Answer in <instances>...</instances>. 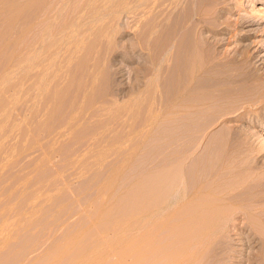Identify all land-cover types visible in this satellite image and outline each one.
I'll return each mask as SVG.
<instances>
[{
  "label": "rangeland",
  "instance_id": "1",
  "mask_svg": "<svg viewBox=\"0 0 264 264\" xmlns=\"http://www.w3.org/2000/svg\"><path fill=\"white\" fill-rule=\"evenodd\" d=\"M89 1L39 0L37 3L33 0H0V264H250L248 263L251 261H249L250 258L252 260L261 257L264 259V248L258 239L250 247L246 245V241L236 235H233V248L236 251L232 260L225 262L217 258L214 262L207 257L209 251L206 245L207 240L205 241V238L208 239L205 215L208 211L206 209L213 208L216 203L212 205L207 202V197L212 196V190L205 184L203 176L204 166L210 158L214 159L215 156L221 157L222 154H226L221 153L224 150L217 151L216 149L215 152L211 150V153L210 149L205 148V144L213 139L212 143H218L223 137V140L232 136L234 138L238 136L236 140L242 139L239 133H244V136L249 135L250 141L255 146L238 151L239 155L240 153L247 155L246 160H249L247 170L254 172L253 174L258 179L261 178V187L258 183V189H264V149H261V145L264 144V0H227L228 10H222L220 17L233 24L230 31L224 34L204 32L206 37L211 35L216 39H224V43L219 45V51L228 56L241 54L244 56L245 53L249 58L255 56L254 62L257 61V65L256 67L254 64L251 65L249 70L252 82L261 88L257 93L259 96L257 94L254 96L258 100L254 97L245 99L252 102L246 103L245 101L244 104V107L252 110L249 116L246 115L248 118H237L216 125L201 139L198 136V141H192L194 143L192 160L187 169L181 168V171L176 165L170 163L144 165L145 157L150 153L153 156L152 153H155L156 149L174 146L172 126L169 125H174L176 119L173 115L172 90L170 87L167 89L164 86L165 89L162 86L165 85L164 81L161 78V80L157 79L159 76L157 70L150 65L151 63H148L151 54L149 49L147 50L146 46L143 48L144 51L139 50L141 47L136 48L137 35L142 22L140 21L139 24V20H143L146 16L141 18L143 17L141 14L135 13L134 16L128 14V11H122L119 14L110 13L114 9L111 7L108 12L110 15L100 17L96 24L90 22L87 16L88 4L94 2L96 7H99L97 3L100 4L102 1ZM18 7L21 9L19 10ZM82 9H85L87 17ZM90 9L88 10L89 15L93 10L90 11ZM43 14L47 16L44 17ZM52 16L55 18L54 21ZM152 16H147L146 20ZM244 18L251 20V24L243 27L239 25L245 20ZM45 19L46 21L51 20L46 22ZM81 22L84 25H81ZM85 23L89 28L86 29ZM71 26H79V29L86 30L88 33L84 36L82 30L74 36L75 39H80L82 36L80 40L83 42L72 38V42H79V50L72 42L65 44L67 43L65 38L67 34H70L69 27ZM100 26L104 27L103 34L102 30H99L102 29ZM45 29L51 37L48 43L43 41L44 37H47L46 31H43ZM106 30H109L110 40H107L110 37L106 35ZM55 34H58V37ZM111 34L115 36L112 35V37ZM61 39L65 42H61ZM37 43L41 45L38 47L35 45ZM45 44L49 45V49L47 47L46 50V46H43ZM53 48L56 50H52ZM44 51H47V54L50 51L48 54L50 57ZM39 52L42 53L39 54ZM34 53L37 62L33 60L32 54ZM29 61L37 63L34 64L35 71L31 70L32 65L30 64L33 63ZM144 67H147L146 70ZM95 73L96 82L88 91L92 84L91 76ZM162 75L163 72H161ZM35 76L39 80L41 78L40 81L36 78L38 84L39 82L40 84L49 83L46 84L47 93L45 92L36 99L38 102L36 107L33 103L35 102L34 92L31 89ZM46 79L51 80L47 82ZM57 81H60V84ZM61 85L63 86L59 89L67 88L68 95L63 98L62 103L58 101L59 91L56 89ZM96 90L100 92L97 93ZM74 92L78 98L76 96L74 98ZM84 93L87 94V104L84 105L86 111L85 109L80 110L75 114L76 119L68 123L70 117H75L71 116L73 101L75 100L74 107H76L77 101L81 100ZM54 97H57L55 101ZM251 104H254L253 107ZM125 106L126 109H124ZM43 111L49 112L50 116L53 115L51 117L48 115L45 119ZM33 113L36 114L33 116ZM43 120H47L45 123L47 128L39 131L37 128L45 122ZM68 124L70 126L66 128ZM151 148L155 149V152ZM177 172L180 173L177 174ZM180 174L182 182L185 183L184 194L193 192L194 194L191 195L194 197L196 195V202L195 198H190V195L189 198L186 196V199L182 193L175 194L177 192L174 187L177 186L175 184ZM179 195L185 199L179 197L181 200L178 201L177 196ZM176 197L177 202H175ZM191 201L195 204L194 206ZM208 204L213 207H207ZM197 206L199 212L195 209ZM216 207H214L215 214H219L216 213L219 210L224 213V216L232 214L223 205ZM238 207L243 210L241 206L238 205ZM144 212L150 214L149 221L152 220L148 228L144 226ZM156 214L160 217L159 223L154 221ZM239 216L241 214L236 213L234 217L237 218L236 223H240L242 227L245 220ZM254 225V227L259 226ZM244 232L246 233L241 238L248 236L250 231L245 230ZM240 233L237 232V234ZM145 236L151 239L148 240ZM147 241L149 243L146 244ZM157 245L158 249H156ZM158 253L159 256L156 255ZM256 263L258 264V262L253 264Z\"/></svg>",
  "mask_w": 264,
  "mask_h": 264
},
{
  "label": "bare ground",
  "instance_id": "2",
  "mask_svg": "<svg viewBox=\"0 0 264 264\" xmlns=\"http://www.w3.org/2000/svg\"><path fill=\"white\" fill-rule=\"evenodd\" d=\"M31 1V0H30ZM36 1L37 3L39 2V0H33ZM89 1V0H88ZM92 1V0H90ZM89 1V2H90ZM102 4L100 3H96L98 5H100L99 7H96V5L94 4V2H87L89 3V9L90 11L92 10V12H90L91 15H89V9L87 8V12L89 18H90V22L96 23L99 21L100 17L103 16H108L110 15L108 12L110 11L111 7H114L113 11L111 10L110 13H117L119 14V12L122 11H128L127 13L129 14H133L134 16L136 15L135 13H139L141 14L144 18L146 16H152V18H148L146 20V18H144L143 20H139V24L140 21L141 25H140V31L138 32V43L139 46L136 44V48L141 47L139 50H142L145 46L147 48V50L149 49V53L150 54V65L152 67H154L155 70H157L158 74H159V78L157 77V79H162V81H164L165 85H162L163 87L166 86L167 89L172 90V95L169 94L173 97V101H174V106H173V115L174 117L176 116L175 119V123L173 120V124L169 125L170 127L172 126V141L174 140V146L172 148H166L164 147V149H156L157 147H153L151 149H153V151L155 153H152L153 156H151L150 153L149 156L145 157V164L144 165H150V164H156V165H160V164H164V163H170L173 165H176V167H178V170L181 168L182 169H187V167L190 165V162L192 160V148L194 145V143H192V141L194 140V142L198 141L199 137L201 139L202 136H205L207 134V131L210 130L211 128H213L216 125H220L224 122L227 121H231V120H235L237 118L241 119V118H248L247 116H249L248 114L252 111L247 109V107H244L245 104V99H250L253 98L260 90V86L254 84L252 82V77H251V71L249 70V68L251 67V65H257V61L254 62V59L256 58L255 56L253 58H249L248 55L245 53L244 56L241 55H235V56H228L226 54H224V52L222 53L221 51H219V45L224 43V39H216L213 36L210 35V37H206L204 32L205 31H210V32H214L216 33H223L227 32L228 30L230 31V27L233 25L230 23V21H225V19H221L220 16L222 10H228L227 6H228V1L227 0H101ZM35 2V4H36ZM99 2V1H98ZM34 3V2H33ZM32 3V4H33ZM34 5V4H33ZM37 5V4H36ZM64 5V4H63ZM67 5V4H66ZM65 5V6H66ZM87 5V6H88ZM56 6V5H55ZM63 7V6H62ZM80 7V6H79ZM84 7V6H83ZM34 8V7H33ZM61 8V7H60ZM18 9L20 10L21 8L18 7ZM31 9V8H30ZM65 9V8H64ZM83 10V9H82ZM85 10V9H84ZM83 10V11H84ZM16 11V10H15ZM46 11V10H45ZM59 11V10H58ZM57 11V12H58ZM20 12V11H19ZM33 12V11H32ZM60 12V11H59ZM62 12V11H61ZM46 13V12H45ZM48 13V12H47ZM114 13V15H115ZM14 14V13H12ZM54 14V13H53ZM61 14V13H60ZM78 14V12H77ZM83 13H81V16L84 17L82 15ZM85 14V11H84ZM87 14V13H86ZM85 14V16H86ZM116 14V15H117ZM121 14V13H120ZM125 14V13H124ZM33 15V14H32ZM44 17L46 14H43ZM47 16V15H46ZM50 16V14H49ZM59 16V15H58ZM70 16V15H69ZM79 16V15H77ZM76 16V17H77ZM86 16V17H87ZM37 17V16H36ZM43 17V16H42ZM41 17V18H42ZM44 17L42 19H44ZM61 17V16H60ZM68 17V16H66ZM80 17V16H79ZM112 17V16H111ZM137 17V16H136ZM57 18V17H56ZM70 18V17H69ZM116 18V17H115ZM114 18V21H115ZM139 18V17H138ZM47 19V18H46ZM45 19V21H46ZM49 19V18H48ZM55 19L52 16V20ZM79 19V18H77ZM81 19V18H80ZM79 19V20H80ZM245 19V18H244ZM40 20V19H39ZM38 20V21H39ZM51 20V19H50ZM47 20V21H50ZM60 20V19H59ZM138 19H136L137 21ZM243 20V19H242ZM241 20V21H242ZM42 21V20H41ZM46 21V22H47ZM54 21V20H53ZM61 21V20H60ZM82 21V20H81ZM89 21V19H88ZM106 21V20H105ZM108 21V20H107ZM33 22V21H32ZM52 22V21H51ZM69 22V21H68ZM73 22V21H72ZM87 23V21H85ZM102 22H103V18H102ZM133 22V21H132ZM144 22V23H143ZM251 20L245 19L244 21H242L239 25H241L242 27L248 24H251ZM35 23V21H34ZM43 23V22H42ZM49 23V22H48ZM80 23V22H79ZM82 23V22H81ZM85 26L86 29L89 28L88 25ZM135 23V22H134ZM137 23V22H136ZM32 24V23H31ZM46 24V23H45ZM54 24V23H53ZM97 24V23H96ZM99 24V23H98ZM105 24V23H103ZM129 24V23H128ZM131 24V22H130ZM41 25V24H40ZM48 25V24H47ZM74 25V23H73ZM79 25V24H78ZM81 25H84V23H82ZM101 25V24H100ZM112 25V23H111ZM138 25V24H137ZM43 26V25H42ZM69 26V25H67ZM91 26V25H90ZM109 26V25H108ZM113 26V25H112ZM135 26V25H134ZM139 26V25H138ZM33 27V26H32ZM36 27V26H35ZM50 27V26H49ZM96 27V26H94ZM131 27V25H130ZM34 28V27H33ZM71 28V29H70ZM81 28V27H80ZM84 28V27H82ZM99 28V27H98ZM97 28V29H98ZM100 28H102L100 26ZM104 28V27H103ZM99 29L102 30V34H103V30L104 29ZM133 27H131L132 29ZM232 28V27H231ZM49 29V28H48ZM51 29V28H50ZM55 29V27H54ZM60 29V26H59ZM66 29V28H65ZM85 29V28H84ZM124 29V28H123ZM129 29V27H128ZM31 30V29H30ZM39 30V29H38ZM52 30V29H51ZM71 30L70 34L66 35V42L65 44H68L72 42V38L74 36L77 35V33L79 34V32L81 33V29H79V26H71L69 27V31ZM91 31V29H89ZM87 30V32L89 31ZM96 30V29H95ZM110 30V29H109ZM109 30H106V35L109 33ZM112 30V29H111ZM115 30V29H114ZM127 30V27H126ZM130 30V29H129ZM46 31V38L44 37L43 41H49V39L51 37H49V35L47 33V29L43 30ZM42 31V32H43ZM62 31V30H61ZM60 31V33H61ZM65 31V30H64ZM67 31V32H69ZM79 31V32H78ZM118 31V30H117ZM135 31V30H134ZM36 32V31H35ZM41 32V31H40ZM54 32V31H53ZM58 33V30L56 31ZM83 35L88 34L86 33V30H83ZM99 32V31H97ZM124 32V31H123ZM136 32V31H135ZM120 33V30H119ZM33 34V32H32ZM36 34V33H35ZM38 34V32H37ZM45 35V33H43ZM59 34V33H58ZM57 34V35H58ZM62 34V33H61ZM100 34V33H99ZM137 34V33H136ZM135 34V35H136ZM34 35V34H33ZM56 35V34H55ZM56 35V36H57ZM84 35V36H85ZM93 35V34H92ZM113 34H111L112 36ZM51 36V34H50ZM54 36V35H53ZM95 36V35H94ZM97 36V35H96ZM102 37V35H100ZM99 36V37H100ZM104 36V35H103ZM108 36L110 37V35L108 34ZM108 36H106L107 38H109ZM115 36V35H113ZM112 36V37H113ZM38 37V35H37ZM58 37V36H57ZM82 37V36H81ZM80 37V39H81ZM105 37V36H104ZM103 37V39H104ZM42 38V36H41ZM60 38V35H59ZM88 38V37H86ZM92 38V37H91ZM98 38V37H97ZM96 38V39H97ZM136 38V37H135ZM136 38V39H137ZM56 39V38H54ZM75 39V37H74ZM78 41H82L79 38ZM75 39V40H76ZM84 39V38H83ZM111 37L107 40H110ZM37 40V39H36ZM35 40V41H36ZM41 40V39H40ZM39 40V43H40ZM51 40V39H50ZM62 40V39H61ZM60 40V41H61ZM89 40V39H88ZM101 40V38H100ZM31 41V40H30ZM55 41V40H54ZM59 41V42H60ZM74 41V40H73ZM43 42V43H46ZM61 42H65V41H61ZM83 42V41H82ZM82 42H80L82 44ZM106 42V41H105ZM109 42V41H108ZM42 43V42H41ZM48 43V42H47ZM50 43V42H49ZM74 45H76L77 49L79 42H72ZM85 43V42H84ZM83 43V44H84ZM132 43V42H131ZM56 44V43H55ZM54 44V45H55ZM99 44V43H98ZM102 44V43H100ZM105 44V43H104ZM110 44V43H109ZM32 45V44H31ZM35 45H38L35 44ZM41 45V44H40ZM38 45V47L40 46ZM70 45V44H69ZM93 45V44H91ZM34 46V45H33ZM32 46V48H33ZM44 47L46 46V50H47V46L46 44L43 45ZM51 46L50 45V50H51ZM83 46V45H82ZM102 46V45H101ZM104 46V45H103ZM128 46V45H127ZM130 46V45H129ZM138 46V47H137ZM37 47V46H36ZM43 47V48H44ZM75 47V46H74ZM95 46H93L94 48ZM81 48V47H80ZM108 48V47H107ZM115 48V47H113ZM37 48H35L36 50ZM41 49V48H40ZM49 49V47H48ZM29 50V49H28ZM38 50V49H37ZM52 50H56V49H52ZM60 50V49H59ZM71 50V49H70ZM73 50V49H72ZM76 49H74L75 51ZM79 50V49H78ZM90 50V49H89ZM92 50V47H91ZM96 50V49H95ZM106 50V49H105ZM121 50V49H120ZM119 50V51H120ZM124 50V49H122ZM133 50V49H132ZM145 49H143L144 51ZM61 51V50H60ZM73 51V52H74ZM77 51V50H76ZM112 51V50H111ZM138 51V50H137ZM45 52V51H44ZM47 52V51H46ZM45 52V53H46ZM121 52V51H120ZM37 54V52H35ZM34 54H32V56L34 57ZM42 53V52H41ZM39 52V54H41ZM57 55V51L55 52ZM96 53V52H95ZM100 53V51H99ZM113 53V52H112ZM47 54V53H46ZM48 54H50V51L48 52ZM47 54V55H48ZM53 53H51L52 55ZM64 54V53H63ZM102 54V53H101ZM119 54V53H118ZM127 54V53H126ZM129 54V53H128ZM131 54V53H130ZM26 55V54H25ZM46 55V56H47ZM61 55V54H60ZM80 55V54H79ZM83 55V54H82ZM93 55V54H92ZM116 55V54H115ZM30 56V55H29ZM49 56V55H48ZM54 56V55H53ZM52 56V57H53ZM78 56V55H76ZM96 56V55H95ZM120 56V55H119ZM125 56V55H124ZM242 56V57H239ZM22 57V55H21ZM26 57V56H25ZM31 57V56H30ZM29 57V58H30ZM37 57V56H36ZM50 57V56H49ZM48 57V58H49ZM57 56H55L56 58ZM100 57V55L98 56ZM127 57V56H126ZM38 58V57H37ZM46 58V57H45ZM31 59V58H30ZM35 59V57L33 58V60ZM53 59V58H52ZM59 59V58H58ZM61 59V58H60ZM100 59V58H99ZM128 59V58H127ZM134 59V58H133ZM36 60V59H35ZM46 60V59H45ZM50 60V64L51 63V59ZM48 60V62H49ZM62 60V59H61ZM256 60V59H255ZM26 61V60H25ZM31 61H29L30 63ZM37 62V60H36ZM35 61H32L30 64L32 66H30L32 69L34 70L36 69V66L34 65L36 63ZM70 62V61H69ZM43 62L41 61V64ZM46 63V61L44 62V64ZM54 63V62H53ZM61 63V62H60ZM37 64V63H36ZM43 64V66H44ZM71 64V63H70ZM147 64V63H146ZM263 64V63H262ZM49 65V63H48ZM64 65V64H63ZM62 65V66H63ZM114 65V64H113ZM51 66V65H50ZM49 66V67H50ZM61 66V65H60ZM65 66V65H64ZM69 66V65H68ZM25 67V65L23 66ZM29 67V66H28ZM27 67V68H28ZM41 67V66H40ZM48 67V66H47ZM48 67V68H49ZM149 67V66H148ZM35 68V69H34ZM43 68V67H42ZM45 68V67H44ZM57 68V67H56ZM78 68V67H77ZM147 68V67H146ZM146 68L144 67V69L146 70ZM24 69V68H23ZM40 69V68H39ZM55 68L53 67V70ZM82 69V68H81ZM93 69V68H92ZM256 69V68H255ZM28 70V69H27ZM43 70V69H42ZM41 70V71H42ZM48 70V69H46ZM45 70V71H46ZM50 70V69H49ZM52 70V69H51ZM59 70V69H58ZM75 70V68H74ZM253 70V68H252ZM16 71V70H15ZM76 71V70H75ZM154 71V70H153ZM32 72V71H31ZM43 72V71H42ZM60 72V71H58ZM81 72V71H80ZM161 72H163V75L161 76ZM257 72V71H256ZM259 72V71H258ZM34 73V72H33ZM41 73V72H40ZM100 73V72H99ZM147 73V72H146ZM51 74V73H49ZM48 74V75H49ZM258 74V73H257ZM33 75V74H31ZM38 75V74H37ZM46 75V74H45ZM47 75V76H48ZM53 75V74H52ZM59 75V74H58ZM68 76V74H66ZM111 75V74H110ZM114 75V74H113ZM149 75V74H148ZM154 75V74H152ZM15 76V75H14ZM76 76V75H75ZM73 76V77H75ZM99 76V74H98ZM144 76V75H143ZM155 76V75H154ZM153 76V77H154ZM161 76V77H160ZM2 77V76H1ZM30 77V76H29ZM83 77V76H82ZM96 73L93 74L91 76V83L90 87L88 91H90V89H92V86L94 85V83L96 82ZM35 79V82H33V86L31 87V89L33 90L32 92H34V101L33 103H35L34 107L37 106L36 103L37 100L40 96L44 95V93L46 92V89H48V87L46 86V84H44V82L42 84H40L41 82H39V84L37 83V80H39L38 77H33ZM36 78H38L36 80ZM46 78V76H45ZM49 78V76L47 77ZM51 78V76H50ZM152 78V77H151ZM52 79V78H51ZM50 79V80H51ZM74 79V78H73ZM85 79V78H84ZM155 79V78H154ZM153 79V80H154ZM160 79V80H161ZM47 82L50 81L48 79H46ZM54 80V79H53ZM66 80V79H65ZM63 80V81H65ZM82 80V79H81ZM10 81V79H9ZM8 81V82H9ZM33 81V80H32ZM78 81V80H77ZM99 81V80H98ZM108 81V80H107ZM150 81V80H148ZM7 82V83H8ZM58 82V81H57ZM60 82V81H59ZM58 82V83H59ZM84 82H86L84 80ZM83 82V83H84ZM111 82V81H110ZM114 82V80H113ZM152 82V81H150ZM148 82V83H150ZM64 83V82H63ZM67 83V82H65ZM153 83V82H152ZM156 83V82H155ZM32 84V83H31ZM49 84V83H48ZM47 84V85H48ZM52 84V83H51ZM60 84V83H59ZM58 84V85H59ZM68 84V83H67ZM77 84V83H76ZM75 84V85H76ZM97 84V83H96ZM154 84V83H153ZM158 84V82H157ZM161 84H163V82H161ZM72 85V84H71ZM84 85H86L84 83ZM88 85V84H87ZM103 85V84H102ZM112 85V84H111ZM155 85V84H154ZM61 86H57L56 89H58L59 94H58V101H61L63 98H66L67 95V88L65 89V87L61 89H59ZM89 86V85H88ZM87 86V89H88ZM150 86V85H149ZM16 87V86H15ZM72 87H74V85H72ZM107 87V86H106ZM110 87V86H108ZM162 87V88H163ZM75 88V87H74ZM165 88V87H164ZM165 88V89H166ZM80 89V87H79ZM83 89V88H82ZM86 89V92H87ZM109 89V88H108ZM112 89H113V85H112ZM159 89V88H156ZM263 89V88H262ZM55 90V89H54ZM61 90V91H60ZM72 90V88H71ZM74 90V89H73ZM168 90V91H170ZM48 91V90H47ZM70 91V90H68ZM157 91V90H156ZM167 91V90H166ZM84 92V91H83ZM92 92V91H91ZM97 92V90H96ZM100 92V91H99ZM97 92V93H99ZM104 92V91H103ZM160 92V91H159ZM47 93V92H46ZM53 93V92H52ZM57 93V90H56ZM152 92H150L151 94ZM165 93V91H164ZM49 94V93H48ZM75 96L76 93L74 92ZM92 94V93H91ZM145 94V93H143ZM167 94V93H166ZM262 94V93H261ZM50 95V94H49ZM71 95V94H70ZM69 95V96H70ZM84 95V96H83ZM81 97V100H78L77 102V106L74 107V103L75 100L73 101V107L72 111H71V116H75V114L79 113L80 110L85 109L84 107L85 104H87V98L86 95L87 94H83ZM258 95V94H257ZM33 96V95H32ZM55 96V94L53 95ZM68 96V95H67ZM72 96V97H73ZM169 96V95H167ZM259 96V95H258ZM56 97V98H57ZM78 98V95L76 96ZM103 97V96H102ZM153 97V96H152ZM151 97V98H152ZM171 97V98H172ZM47 98V97H46ZM45 98V99H46ZM49 98V97H48ZM54 97V101L56 99ZM80 98V97H79ZM96 98V97H95ZM95 98L93 100H95ZM257 99V97H254ZM264 98V97H263ZM32 99V100H33ZM71 99V96H70ZM73 99V98H72ZM262 99V98H261ZM77 100V99H76ZM97 100V99H96ZM147 100V99H146ZM253 100V99H252ZM258 100V99H257ZM264 100V99H263ZM57 101V102H58ZM137 101V100H136ZM140 101V100H139ZM149 101V100H148ZM138 102V101H137ZM244 102V103H243ZM247 102H251L246 101ZM3 103V102H2ZM7 103V102H6ZM65 103V102H64ZM109 103V102H108ZM139 103V102H138ZM137 103V104H138ZM156 103V102H155ZM171 103V102H170ZM252 103V102H251ZM254 103V102H253ZM258 103V102H257ZM59 104V103H58ZM91 104V103H90ZM107 104V103H106ZM129 104V102H128ZM249 104V103H248ZM45 105V104H44ZM48 105V104H47ZM104 105V104H103ZM145 105V104H144ZM254 104H251V106L253 107ZM256 105V103H255ZM4 106V105H3ZM40 106V105H39ZM65 106V105H64ZM86 106V105H85ZM91 106V105H90ZM89 106V107H90ZM99 106V105H98ZM108 106V105H107ZM128 106V105H127ZM148 106V105H147ZM246 106V105H245ZM248 106V105H247ZM8 107V106H7ZM88 107V108H89ZM92 107V106H91ZM134 107V106H133ZM249 107V106H248ZM43 108H47L45 106H43ZM70 108V107H69ZM107 108V107H106ZM111 108V107H110ZM102 109V108H101ZM123 109V108H122ZM126 109V106L125 108ZM132 109V108H131ZM129 109V110H131ZM135 109V108H134ZM133 109V110H134ZM171 109V111H172ZM6 110V109H5ZM34 110V109H33ZM54 110V109H53ZM67 110V109H66ZM170 110V109H169ZM249 110V111H248ZM56 111V110H55ZM62 111V110H61ZM98 111V110H97ZM54 112V111H53ZM99 112V111H98ZM105 112V111H104ZM132 112V111H131ZM38 113V112H36ZM33 113V116L34 114ZM49 112L43 111V117L45 119L48 118V114ZM64 113V112H63ZM74 113V114H73ZM101 113V112H100ZM133 113V112H132ZM135 113V112H134ZM148 113V112H147ZM39 114V113H38ZM73 114V115H72ZM80 114H83V112ZM102 114V113H101ZM104 114V113H103ZM129 115V113H127ZM151 114V113H150ZM251 114V113H250ZM1 115V114H0ZM53 115V114H52ZM51 115V116H52ZM60 115V114H59ZM63 115V114H62ZM87 115V114H86ZM91 115V114H90ZM105 115V114H104ZM108 115V114H107ZM247 115V116H246ZM37 116V115H36ZM39 116V115H38ZM50 116V115H49ZM50 116V117H51ZM65 116V115H64ZM88 116V115H87ZM102 116V115H101ZM132 116V114H131ZM32 117V116H31ZM56 117V116H55ZM80 117V115H79ZM84 117V116H83ZM89 117V116H88ZM94 117V116H92ZM100 117V116H99ZM149 117V115H148ZM41 118V117H40ZM39 118V119H40ZM54 118V117H53ZM67 118V117H66ZM69 118V117H68ZM75 117H70V122L74 121ZM96 118V117H95ZM13 119V118H12ZM35 119V117H34ZM73 119V120H72ZM84 119V118H82ZM98 119V118H97ZM129 119V118H128ZM147 119V118H146ZM168 119V118H167ZM35 120H38L37 118ZM34 120V121H35ZM66 120V119H65ZM72 120V121H71ZM80 120V118H79ZM92 120V119H91ZM132 120V119H131ZM45 121V120H43ZM42 121V123H43ZM68 121V120H67ZM95 121V120H94ZM100 121V120H99ZM168 121V120H167ZM38 122V121H37ZM41 122V121H40ZM47 120L43 123V124H38L36 123V125L38 124V128L39 131H43L45 130L46 127V123ZM57 122V121H56ZM60 122V121H59ZM77 122V120L75 121V123ZM80 122V121H79ZM121 122V121H120ZM171 122V121H170ZM50 123V122H49ZM85 123V122H84ZM83 123V124H84ZM89 123V122H88ZM107 123V122H106ZM167 123V122H166ZM80 124V123H79ZM93 124V123H92ZM50 125V124H49ZM109 125V124H108ZM67 126V127H66ZM64 127L68 128V126H70L69 124L66 125ZM104 126V125H103ZM122 126V125H121ZM120 126V127H121ZM125 126V125H124ZM76 127V126H75ZM164 127V126H163ZM36 128V126H35ZM49 128V127H48ZM54 128V127H53ZM72 128V127H71ZM85 128V127H84ZM103 128V127H102ZM105 128V127H104ZM74 129V128H73ZM17 130V129H16ZM33 130V129H32ZM60 131V129H58ZM227 130V129H225ZM224 130V131H225ZM223 131V132H224ZM230 131V130H228ZM78 132V131H77ZM102 132V131H101ZM227 132V131H226ZM225 132V134H226ZM64 133V131H63ZM230 133V132H228ZM234 133V132H233ZM66 134V132L64 133ZM101 134V133H100ZM104 134V133H103ZM108 134V132H107ZM105 134V135H107ZM232 134V133H231ZM241 134V138L242 139H237L236 140V136L235 138L233 137H227V139L223 137V139L221 141H218V143H212L209 142L206 145V149H210L209 151L211 152L214 151L215 149L217 151L219 150H224L221 153H226V154H222L223 156L221 157H216L214 159L210 158L208 160V163L205 164L204 168L205 171H203V176L205 178V181L207 184V186L212 190V196H209L210 198L207 197V202L212 204L216 203V206H224V208H226V210L228 209V211H231V215L229 216L226 215L224 216L221 212V210H219V212L217 211L216 213L219 214H215L214 213V207L215 204L212 206L213 208H208L206 210H208L206 212L205 215V219H206V232L208 235V239L205 238V241L207 240V247H208V251L207 248L205 249L208 253V256L210 259L214 260L215 259L218 260L222 259L226 261H230L232 260V256H234V253L236 250H234V243H233V235L235 236H239L240 239L246 241V245H249L250 247L252 245H254V242L256 239H258L262 245V248H264V189L263 190H259L258 189V183H259V187L260 186V179H258V177H256L252 172H250L247 167V163L249 160H246V156L242 153L239 152L240 150L243 149H249L253 146H255L252 141H250L249 139V135H243L244 133H239ZM35 135V134H34ZM38 135V134H37ZM60 135V134H59ZM88 134H86L87 136ZM201 135V136H200ZM235 136V134H232ZM48 136V135H47ZM199 136V137H198ZM227 136V134H226ZM62 137V135H61ZM98 137V136H95ZM108 137V136H107ZM214 137V136H213ZM94 138V137H93ZM171 138V136H170ZM229 138V139H228ZM46 139V138H45ZM42 140V139H41ZM105 140V138H104ZM107 140V139H106ZM217 140V139H216ZM36 142V141H35ZM55 142V141H54ZM96 142V141H95ZM104 142V141H103ZM215 142V141H214ZM37 143V142H36ZM116 143V142H115ZM172 144V143H171ZM68 145V144H67ZM97 145V144H96ZM109 145V144H108ZM99 146V145H98ZM44 147V145H43ZM47 147V146H45ZM52 147V146H51ZM97 147V146H96ZM103 147H105L103 145ZM163 147V146H162ZM33 148V147H32ZM31 148V149H32ZM36 148V147H35ZM38 148V147H37ZM255 148V147H254ZM264 149V144L261 145V149ZM41 149V148H40ZM53 149V148H52ZM91 149V148H90ZM149 149V148H148ZM150 149V150H151ZM245 151V150H244ZM258 151V150H257ZM215 152V151H214ZM238 152V153H237ZM212 153V152H211ZM244 153V152H243ZM220 154V153H219ZM85 155V154H84ZM148 155V154H147ZM146 156V155H145ZM218 156V155H217ZM18 157V156H17ZM47 157V156H46ZM97 157V156H95ZM92 158V157H91ZM144 158V157H143ZM249 158V157H248ZM247 158V159H248ZM82 159V158H81ZM208 159V158H207ZM91 160V159H90ZM94 160V158H93ZM98 160V159H97ZM142 162V161H141ZM252 164V163H251ZM147 167V166H146ZM250 168V167H249ZM252 171V170H251ZM180 172H177V174H179ZM182 174V173H181ZM181 174L178 176V182L177 186L174 187L175 191L178 193H182L183 196H188V198L190 197L191 199H194L196 197L191 195L194 194L193 192L191 194H184L185 192V183L182 182V177ZM183 175V174H182ZM259 176V175H257ZM259 181H258V180ZM258 181V182H257ZM204 184V186H205ZM263 184V183H262ZM156 185V184H155ZM184 185V186H183ZM160 186V185H159ZM198 187V186H197ZM190 190V189H189ZM256 190H259L257 192H255ZM188 191V190H186ZM194 191V190H193ZM151 192V191H150ZM255 192V193H254ZM261 192V193H260ZM153 193V192H152ZM150 193V194H152ZM159 193V192H158ZM200 193V192H199ZM190 195V196H189ZM183 196L181 197L180 195L177 196L178 197V201L180 198H183ZM193 196V197H192ZM160 197V196H159ZM177 197L175 198V202H177ZM180 197V198H179ZM148 198V197H147ZM183 198V200L185 199ZM198 198V197H197ZM158 199V198H157ZM187 199V198H186ZM181 200V199H180ZM151 201V200H150ZM205 201V200H204ZM174 202V203H175ZM182 201H180L181 203ZM186 202V201H185ZM190 202V200H189ZM195 202H196V198H195ZM179 203V204H180ZM206 203V202H205ZM178 204V203H177ZM191 204L193 205L194 203ZM146 205V204H145ZM148 205V204H147ZM153 205V204H152ZM195 205V204H194ZM193 205V206H194ZM241 206L243 210L240 209ZM199 206V205H198ZM198 206L195 208L198 210ZM210 205L208 204L207 207H209ZM210 206V207H211ZM148 207V206H147ZM188 207V206H187ZM191 207V206H190ZM189 207V208H190ZM217 208V207H216ZM158 209V208H157ZM156 209V210H157ZM219 209V208H218ZM188 210V209H187ZM147 212V210L145 211ZM144 212V213H145ZM156 212V211H154ZM199 212V210H198ZM202 213V212H201ZM241 214V216H239V218L244 219L245 224L244 226L240 227V223H236V219H235V214ZM194 215V214H193ZM198 216V215H197ZM201 216V215H200ZM155 217V216H154ZM195 217V215L193 216ZM159 218L158 214H156V219L154 220L155 222L159 223ZM196 218V217H195ZM152 219V218H151ZM203 219V218H202ZM150 220V214L145 213L144 214V226L146 228L149 227V221ZM159 220V221H158ZM195 220V219H194ZM200 220V219H199ZM198 220V221H199ZM204 220V219H203ZM134 221V220H133ZM195 222V221H194ZM193 222V223H194ZM143 223V222H142ZM154 223V222H152ZM218 224V226H217ZM257 224L259 226L254 227ZM151 226V224H150ZM261 226V227H260ZM175 227V226H174ZM259 227V228H258ZM157 228V227H155ZM261 228V229H260ZM147 230V229H145ZM150 230V229H148ZM156 230V229H155ZM161 230V229H159ZM245 230L250 231L248 236H245L244 238H241L245 235L246 232H244ZM205 231V230H204ZM241 232L240 234H237V232ZM149 231H147L148 233ZM153 233V232H151ZM180 233V232H179ZM204 233V232H203ZM155 234V233H154ZM150 236V234H147V236ZM206 235V234H205ZM206 235V236H207ZM146 237V236H145ZM156 237V236H155ZM158 237V235H157ZM203 237V236H202ZM125 238V237H124ZM148 238V237H146ZM238 238V239H239ZM151 239V238H150ZM148 238V240H150ZM145 239H143L144 241ZM153 240V239H152ZM155 240V239H154ZM149 243L148 241L146 242V244ZM154 243V241L152 242ZM159 243V241H158ZM162 243V242H161ZM192 243V242H191ZM206 243V242H205ZM180 244V243H179ZM149 245V244H148ZM156 245V244H155ZM160 246V245H159ZM153 247V246H152ZM152 247H148L150 250ZM155 247V246H154ZM158 245L156 247V249H158ZM162 248V247H161ZM153 249V248H152ZM150 250L148 251L150 253ZM154 250V249H153ZM164 250V249H163ZM160 251V250H159ZM205 251V252H206ZM145 252V251H143ZM148 253V254H149ZM157 253V252H156ZM151 254V253H150ZM190 254V253H189ZM188 254V255H189ZM192 254V253H191ZM157 256H159V253L156 254ZM161 255V254H160ZM259 255V254H258ZM146 256V254L144 255ZM156 256V257H157ZM206 257V258H207ZM209 258H207L208 260H210ZM257 258V257H256ZM251 260V261H250ZM250 264H253L254 262H258V264H264V259L261 258H257L255 260V258L252 260L251 258L249 259ZM209 263V262H208ZM230 264V263H229ZM257 264V263H256Z\"/></svg>",
  "mask_w": 264,
  "mask_h": 264
}]
</instances>
